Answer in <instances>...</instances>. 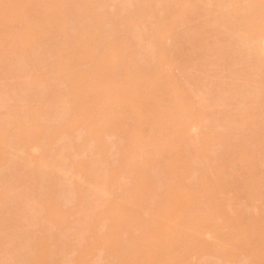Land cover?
<instances>
[{
  "label": "bare ground",
  "instance_id": "6f19581e",
  "mask_svg": "<svg viewBox=\"0 0 264 264\" xmlns=\"http://www.w3.org/2000/svg\"><path fill=\"white\" fill-rule=\"evenodd\" d=\"M0 264H264V0H0Z\"/></svg>",
  "mask_w": 264,
  "mask_h": 264
},
{
  "label": "rangeland",
  "instance_id": "374dc122",
  "mask_svg": "<svg viewBox=\"0 0 264 264\" xmlns=\"http://www.w3.org/2000/svg\"><path fill=\"white\" fill-rule=\"evenodd\" d=\"M167 94V93H166ZM169 92H168V95L169 96ZM129 124V125H128ZM125 127L129 128L130 127V123H128ZM126 128V129H127ZM175 128V127H174ZM178 128H179V125H178ZM176 129H177V124H176ZM109 141H111V139H109ZM165 173V172H164ZM163 174V173H162ZM164 175V174H163ZM164 188V186H163ZM248 209V213H251V212H254L255 211V203H253V205H251L250 207L247 208ZM208 238H210L208 235H207ZM193 261H196L195 259H193Z\"/></svg>",
  "mask_w": 264,
  "mask_h": 264
}]
</instances>
